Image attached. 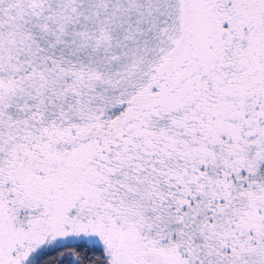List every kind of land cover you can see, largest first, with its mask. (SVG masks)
<instances>
[{
	"label": "snow or ice",
	"instance_id": "1",
	"mask_svg": "<svg viewBox=\"0 0 264 264\" xmlns=\"http://www.w3.org/2000/svg\"><path fill=\"white\" fill-rule=\"evenodd\" d=\"M0 264H264V0H0Z\"/></svg>",
	"mask_w": 264,
	"mask_h": 264
}]
</instances>
